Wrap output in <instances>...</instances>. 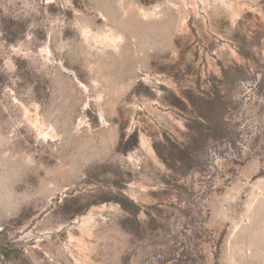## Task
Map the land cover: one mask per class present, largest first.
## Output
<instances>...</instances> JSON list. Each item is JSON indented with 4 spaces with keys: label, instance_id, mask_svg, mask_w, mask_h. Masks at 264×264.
I'll return each instance as SVG.
<instances>
[{
    "label": "rangeland",
    "instance_id": "obj_1",
    "mask_svg": "<svg viewBox=\"0 0 264 264\" xmlns=\"http://www.w3.org/2000/svg\"><path fill=\"white\" fill-rule=\"evenodd\" d=\"M0 264H264V0H0Z\"/></svg>",
    "mask_w": 264,
    "mask_h": 264
}]
</instances>
